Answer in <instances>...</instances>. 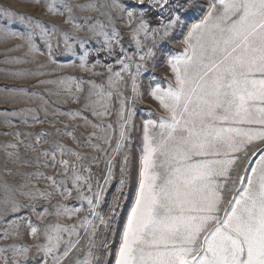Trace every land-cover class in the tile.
Instances as JSON below:
<instances>
[{
  "label": "snow or ice",
  "instance_id": "6c2138e0",
  "mask_svg": "<svg viewBox=\"0 0 264 264\" xmlns=\"http://www.w3.org/2000/svg\"><path fill=\"white\" fill-rule=\"evenodd\" d=\"M59 4L58 8L54 2H47L46 10L60 16L67 13L66 24L73 23V7L100 11L94 2L73 6L59 0ZM101 7L110 9L100 12L106 23H89L91 18L84 20V26L73 23L76 32L86 28L90 33L86 39L69 35L56 24L45 26L33 22L32 17L0 8V19L28 21L24 31L0 27V40L19 39L22 43L17 47L44 55L36 44L39 38L48 61L57 64L53 41L59 46L60 39L56 38L60 37L66 52L74 48L69 41L83 49L80 69L91 72L97 65L106 69L107 79L100 83L77 77L39 83L57 85L75 102L80 100L77 93H85L83 85H89L84 108L99 121L89 120L80 109L72 112V118L82 116L85 127L99 130L89 134V143L95 138L109 146L91 145L104 154L105 162L95 185L89 164L85 163L88 158L57 145L51 154L43 152L44 156L51 155L52 161L45 167L59 166L56 175L30 174L50 181V190L33 185L35 191L20 193L29 200L24 203L7 184L3 186L6 195L0 201V238L23 241L25 235H30L37 243L0 247V264H264V0H111ZM193 7L201 10L202 18L191 23L184 35L183 52L167 57L173 80L167 81L166 87L161 83L149 85L148 94L163 114L143 122L134 178L131 133L135 113L128 107L129 100L134 102L139 94V78L154 59V49L184 26L182 13ZM149 10L155 13V26L147 18ZM123 16L127 17V26L135 24L128 34V47L116 27ZM149 40L151 45L143 50ZM92 41L95 47L86 48ZM92 51L97 57L103 54L104 59H96L88 68ZM129 84L131 97L123 91ZM8 91L29 95L25 89ZM30 95L43 101L41 110L47 113L49 101L39 93ZM114 99L120 103L117 121L104 123L102 118L112 115ZM66 135L75 139L72 132ZM254 142L256 146L250 147ZM57 151L60 157L72 159L57 160ZM99 159L92 157L91 163ZM110 187L115 191L108 201ZM57 195L60 198L53 204ZM41 198L51 208L38 210ZM125 201L130 203L121 218ZM103 204L108 205L107 215ZM33 215L41 226L33 223ZM48 216L57 219L45 222ZM61 217L77 219L63 224ZM117 221L122 225L119 230ZM101 226L105 235L97 241ZM108 233L115 245L114 255ZM9 251L11 257L6 255Z\"/></svg>",
  "mask_w": 264,
  "mask_h": 264
},
{
  "label": "rangeland",
  "instance_id": "374dc122",
  "mask_svg": "<svg viewBox=\"0 0 264 264\" xmlns=\"http://www.w3.org/2000/svg\"><path fill=\"white\" fill-rule=\"evenodd\" d=\"M54 2L56 7H60L59 0H0V8L7 7L10 11L17 14H24L27 17H32L33 22L40 21L45 26L56 24L61 31L74 35L80 39H86L90 33L85 30L76 32L73 28V23L84 26V20L91 18L89 23L95 20L106 21V17L101 15L100 12L109 11L107 7H101V5H109L111 0H67V2L73 6L77 4H88L94 2L100 11H93L91 9H80L73 7V23H65L67 19V13L65 15H54L46 10V3ZM127 2V0H124ZM61 10H63L61 8ZM167 16V12L163 14ZM113 16H117V13H113ZM147 18L150 22L155 20V13L149 10ZM184 26L178 28L174 33L165 41L160 42L158 47L154 49L156 55L154 59L150 60L147 64V70L144 71L139 78L140 87L138 89V95L134 102L129 100L128 107L134 110L135 115L133 116V122L135 127L132 130V170L133 177L137 174L139 167L140 158V146L142 143L141 137L143 133V122L145 119L153 118L163 114L160 109L158 102L150 96L149 85H155V83H161L162 87H166V82L173 80V73L170 71L167 57L170 54H179L183 52L185 45L182 43L184 35L187 34L188 28L191 23L197 22L202 18V12L200 9L193 7L186 13H182ZM28 21H20L18 19L4 20L0 19V27H7L10 30L24 31L27 28ZM127 17L123 16L118 20L116 27L125 36L124 44L128 47V34L131 32V28L135 27V24L127 26ZM140 38L143 39V34H140ZM59 46L56 45L55 39L53 41L54 58L57 64H52L48 61L47 52L45 50L43 41L39 38L36 39V44L41 52H45L44 55L39 53H30L27 47H17L22 43L19 39L0 40V201H2L6 195L3 186L7 184L12 194L17 199L24 203H29L27 197L22 196L21 192L35 191L33 185L38 186L42 190H50V181L43 177L37 178L35 175H30L37 172H42L47 176H54L58 172L59 166L57 167H45V163L51 165V155L44 156L43 152L48 151L50 154L56 149L57 145H63L68 149H72L76 152L88 158L85 163L89 164L90 170L93 173V183L95 180L103 174L105 170L104 154L97 152L91 146L92 144H100L101 147H109L103 144L102 141L92 139L91 143L88 142L87 138L93 131H99L92 127H85L82 116H77L75 119L72 118V112L76 109H80L82 115H87L89 120L98 122L100 118H96L90 115V109L84 108V96L86 95V89L89 85L85 84V93H77L80 96L79 102H75L72 97L65 93L63 89H60L55 84H40L41 80H56L60 77H77L82 78L84 81H95L100 83L102 80L106 81V69L97 65L92 69L91 72L84 71L78 67L80 63V55L83 54V49L79 47V44L69 41L74 44L72 52H66L64 50L63 40L60 37ZM96 42L92 41L86 45V48H94ZM151 45V40L145 43L143 50H146ZM135 46H132V50ZM13 58H19L22 61L17 63ZM103 61L104 57L101 54L97 57L95 51L91 52L88 58V68H92V65L96 62V59ZM8 60L10 62L5 63ZM138 60V57H137ZM111 62V61H109ZM43 65V67H41ZM58 65H64V67H58ZM75 65V66H74ZM116 70H119L117 67ZM21 73L17 76L14 73ZM43 72L45 75H32L31 73ZM105 72L104 76H100L99 73ZM95 73V74H94ZM8 89L19 90L25 89L29 95L24 96L19 94L18 91L9 92ZM123 91L127 97L132 96L130 84L124 88ZM39 93L49 101L47 106V113L41 110V101L38 97H32L31 93ZM59 92V95H50L49 93ZM75 93V88H73ZM53 101L55 103H53ZM112 104V115L106 116L103 119L104 123L117 121L116 112L120 107L118 100H113ZM35 109L34 113L9 115V113L17 112L21 113L22 110ZM152 113V116H149ZM33 116L36 119H33ZM24 121H27L26 123ZM66 132H72L75 134V139L72 136L66 135ZM16 133L20 135L17 136ZM39 137V142L37 138ZM9 144L16 145L15 148L7 147ZM256 146L255 142L252 146ZM13 155L9 156L8 154ZM57 160L72 159L69 156L60 157L59 152H56ZM92 157H100L98 163H91ZM255 159V157L253 158ZM87 174V173H85ZM62 177L57 176V179ZM118 179V174H117ZM102 182V181H101ZM115 183V181L113 182ZM22 185H28V187H21ZM114 187H110L106 199L111 201L114 193ZM60 197L57 195L53 198L52 203ZM70 203V202H69ZM130 201H125L124 209L121 211V218L124 212L128 209ZM78 206V205H77ZM105 215L108 213V205H101ZM51 208V205L44 202L43 199L37 203V209ZM31 214V213H29ZM56 217L48 216L46 221L56 220ZM77 217L71 219L59 218L63 224H70ZM33 223L41 226V221L36 219L33 215ZM121 222H116V228H121ZM105 235L103 226L100 227V232L96 236V240L99 241L102 236ZM109 243L112 247L114 255L115 245L111 244L112 236L110 233L107 234ZM27 243L33 245L37 243V240L30 235H25L23 241L20 238L13 237L12 239L0 238V247L12 243ZM86 247V246H85ZM33 249V253H35ZM94 252H103V249H93ZM84 252L81 253V258L84 256ZM6 255L11 257V251L7 252ZM112 257H109L111 261Z\"/></svg>",
  "mask_w": 264,
  "mask_h": 264
}]
</instances>
